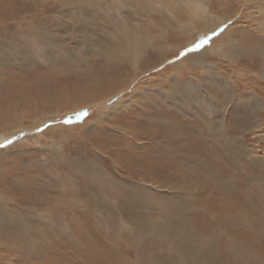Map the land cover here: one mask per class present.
Here are the masks:
<instances>
[{
  "label": "rangeland",
  "instance_id": "rangeland-1",
  "mask_svg": "<svg viewBox=\"0 0 264 264\" xmlns=\"http://www.w3.org/2000/svg\"><path fill=\"white\" fill-rule=\"evenodd\" d=\"M237 1L0 0V133L29 128L0 134V264H264V14Z\"/></svg>",
  "mask_w": 264,
  "mask_h": 264
},
{
  "label": "bare ground",
  "instance_id": "bare-ground-1",
  "mask_svg": "<svg viewBox=\"0 0 264 264\" xmlns=\"http://www.w3.org/2000/svg\"><path fill=\"white\" fill-rule=\"evenodd\" d=\"M205 1V0H204ZM144 2H148V1H144ZM241 6V8H244V10H246L245 12H247V10H254V9H256L257 11H253V12H256V13H261V14H264V0H238L237 1ZM219 4V3H218ZM175 5V4H174ZM204 5V4H203ZM178 6V5H177ZM206 6V5H205ZM180 7H182V6H180ZM253 7V8H252ZM7 9V8H6ZM102 9V8H101ZM106 10V9H105ZM10 11V10H9ZM205 11H206V9H205ZM3 12V10L2 11H0V16H2V13ZM10 12H12V11H10ZM18 12V11H17ZM20 12H21V10H20ZM182 12V11H181ZM204 12V11H203ZM184 13V12H183ZM236 13H238V11L236 10ZM7 14V13H6ZM175 14H176V12H175ZM242 14V13H241ZM245 14V13H244ZM13 15V14H12ZM206 15H208V14H206ZM247 15V14H246ZM25 16V15H24ZM92 16V15H91ZM90 16V17H91ZM14 17V16H13ZM19 17V16H18ZM90 17H89V19H90ZM183 17H184V15H183ZM182 17V18H183ZM243 17H245V16H243ZM263 17H264V15H263ZM230 17H225V18H223V19H221V20H219V22H217V24L214 26V24H212L211 26H208L206 29H204V30H202V31H199L198 33H197V36L198 35H200V34H202V35H210V33L211 32H213V28L214 27H217L218 25H222L221 23H223L224 21H226L227 19H229ZM247 18H248V16H247ZM23 19V18H22ZM87 19V18H86ZM170 19V18H169ZM244 19V18H243ZM249 20H252L251 18H250V16H249V18H248ZM1 20V19H0ZM19 20V19H18ZM76 20V19H75ZM148 20V19H147ZM184 20V19H183ZM199 20V19H198ZM6 21V20H5ZM4 21V22H5ZM81 21V20H80ZM149 21V20H148ZM164 21V20H163ZM173 21V20H172ZM185 21V20H184ZM207 21V19H205V22ZM236 21V20H235ZM247 21V20H246ZM253 21V20H252ZM257 21V20H256ZM7 22V21H6ZM75 22H77V21H75ZM241 22V21H240ZM254 22V21H253ZM78 23V22H77ZM149 23V22H148ZM175 23V22H174ZM203 23V22H202ZM263 24H264V22H263ZM83 25V24H82ZM136 27V25L135 24H130L129 23V26L130 27H128V28H126V29H124V31L121 33V35H123L124 37H127V38H129L130 40H128L129 42H134L136 45H137V41L134 39L133 40V38H130V37H132L131 35H132V33H133V31H134V26ZM258 25V24H257ZM223 26V25H222ZM79 27V26H78ZM174 27V26H173ZM237 27V26H236ZM199 28V27H198ZM205 28V27H204ZM259 28V27H258ZM257 28V29H258ZM216 29L217 28H215V31H216ZM221 29V28H220ZM231 30V26H228L224 31H217V34H216V36L215 37H213V39H210L211 40V42H216V41H218V40H220L227 32H229ZM259 30V29H258ZM87 32H88V30H87ZM204 32H208V33H204ZM152 33H154V32H152ZM260 33V32H259ZM44 35V34H43ZM94 35V34H93ZM205 35V36H206ZM38 36H40V35H38ZM89 36V35H88ZM145 36V35H144ZM197 36H194L188 43H186L185 45H184V47L182 46V47H179L178 48V50L177 51H175V53H173V54H171L170 56H167L165 59H168L169 57H173V56H175V55H177V53L179 52V50L180 49H182V48H185V47H188V46H190V45H192L194 42H195V40H196V38H197ZM135 37V36H134ZM154 37V36H153ZM159 37V36H158ZM231 37V36H230ZM43 38V37H42ZM89 38V37H88ZM40 39V38H39ZM81 39V38H80ZM87 39V38H86ZM154 39V38H153ZM233 39V38H232ZM83 41V40H82ZM142 41V40H141ZM14 42V41H13ZM41 42V41H40ZM88 42H89V40H88ZM161 42V41H160ZM94 44V43H93ZM154 44V43H153ZM211 44V43H210ZM225 44V43H224ZM233 44V43H232ZM52 45V44H51ZM87 45V44H86ZM90 45V44H89ZM183 45V44H182ZM181 46V45H180ZM216 46V45H215ZM229 46V45H228ZM89 47V46H88ZM97 47V46H96ZM116 48V47H115ZM137 48H138V45H137ZM192 48V47H191ZM234 47H232V49H233ZM88 49V48H87ZM99 49V48H98ZM102 49V48H101ZM106 49V48H105ZM119 49V48H118ZM168 49V48H167ZM231 49V48H230ZM231 49V50H232ZM107 50V49H106ZM183 50V49H182ZM210 50H212L210 47H207V46H200V48L199 49H197V50H195V51H193V52H191V54H188V56H189V58H191L194 62H198V58L200 57V55L202 54H204V53H206V52H209ZM63 51H65V49L63 50ZM82 51H84V50H82ZM98 51H100V50H98ZM167 51V50H166ZM172 51H174V50H172ZM238 53V52H237ZM85 54V53H84ZM73 56H74V54H72ZM136 53H134L133 55H130L132 58H129L130 59V63L132 64V65H134L133 66V68H132V74L129 76V79L131 78V80L129 81V84L131 85V83L132 82H134L135 80H136V77L137 76H140V74H142V73H145L147 70H149L150 68H148V69H146V70H143L142 72L139 70L140 68L138 67V65H136V64H138V63H135V60L133 59V57H136ZM168 55V54H167ZM116 57H118V56H116ZM122 57H126V55L124 54ZM180 57V56H179ZM64 59V58H63ZM132 60H134L133 62H132ZM206 62V61H205ZM165 63V62H164ZM163 63V64H164ZM68 64V63H67ZM121 65L123 66V63H120L118 66H120L121 67ZM129 65V64H128ZM169 66V65H168ZM168 66H166V67H168ZM202 66V65H201ZM249 66V64L247 63L244 67H246V70L248 71V70H251L252 68L251 67H248ZM240 68H242V66H239ZM120 71V69L119 68H114V71L113 72H109V73H107V74H110V75H113V76H115L116 74V72H119ZM245 71V70H244ZM99 73H100V71H95V72H93L91 75H94V76H99ZM158 74H160V73H158ZM242 75H244V74H242ZM236 76V75H235ZM245 76V75H244ZM260 76H261V74H260ZM262 76H264V75H262ZM148 78V81H151V78L150 77H146V79ZM168 78V77H167ZM171 78V77H170ZM153 79V78H152ZM160 79V78H159ZM164 80V79H163ZM140 83H142L143 81H139ZM166 82V81H165ZM164 82V83H165ZM121 83V82H120ZM138 83V82H137ZM128 84V85H129ZM141 85L142 84H139L138 83V86L137 87H141ZM96 86H98L97 85V82H95V81H88V83L86 84V83H82V82H79L78 84H76L74 87V91H76V90H79V92L78 93H80L81 91H83V93L84 94H88V93H90V92H94V91H97V90H95V88H96ZM129 87V86H128ZM132 87V86H131ZM134 87V86H133ZM135 88V87H134ZM187 88V87H186ZM94 89V91H92ZM132 92V91H131ZM158 92V91H157ZM148 93V92H147ZM181 94V93H180ZM76 95V94H75ZM174 95V94H173ZM77 96V95H76ZM162 97V96H161ZM169 97H173V96H169ZM115 98V97H114ZM165 98V97H164ZM180 98V97H179ZM170 99V98H169ZM168 99V100H169ZM14 98H11V100H9L8 98H6V97H2L1 95H0V108H2V109H0V110H6V112L7 113H9V111H11V109L14 107ZM185 100V99H184ZM200 100V99H199ZM42 102V100H40V103ZM115 102H118V101H115ZM45 103V102H44ZM92 103H97L96 102V100H91V101H89V102H87V103H85V104H83V105H81V106H87V105H89V104H92ZM5 105V106H4ZM119 105V104H118ZM206 105V104H205ZM8 107H12V108H9L8 109ZM111 109V108H110ZM201 109V108H200ZM104 110V109H103ZM230 110H232V109H230ZM112 112V111H111ZM98 114L97 115H102V112L100 111V112H97ZM104 113V112H103ZM107 113H110V112H107ZM106 113V114H107ZM230 113V112H229ZM231 114V113H230ZM48 115V114H47ZM109 115V114H108ZM126 115V114H125ZM47 117V116H46ZM57 117V116H56ZM228 119V118H227ZM95 120H97V119H95ZM43 121H45V120H43ZM76 122V121H75ZM10 125V124H9ZM9 125H7V126H9ZM6 126V127H7ZM27 129H29L28 127H25V126H21V125H19V126H14V127H11V128H9V129H7V130H5V131H2L0 134H2L4 137L5 136H12V135H15V134H17V133H19V132H22V130H27ZM31 131V130H30ZM109 134V133H108ZM14 139V138H13ZM186 169V168H185ZM184 169V170H185ZM191 172V171H190ZM177 183V182H176ZM260 194V193H259ZM132 195V194H131ZM167 200V199H166ZM48 203V202H47ZM46 205H48V204H46ZM59 210V209H58ZM88 214H90V213H88ZM94 215V214H93ZM59 217V216H58ZM71 217V216H70ZM52 219V218H51ZM76 222V221H75ZM5 225V224H4ZM14 227V226H13ZM32 228V227H31ZM108 234V233H107ZM22 236V235H21ZM52 237V236H51Z\"/></svg>",
  "mask_w": 264,
  "mask_h": 264
},
{
  "label": "snow or ice",
  "instance_id": "snow-or-ice-1",
  "mask_svg": "<svg viewBox=\"0 0 264 264\" xmlns=\"http://www.w3.org/2000/svg\"><path fill=\"white\" fill-rule=\"evenodd\" d=\"M217 34V32H213L212 33V35H216ZM207 37H204L195 47H200V46H202L203 44H205V43H207ZM191 50H193V49H186L185 51H191ZM184 53L182 52L181 53V55H183ZM83 114H85L86 115V112L85 113H83ZM9 143H11V141H9V140H5L4 142H3V144H0V147H3V146H5V145H7V144H9Z\"/></svg>",
  "mask_w": 264,
  "mask_h": 264
}]
</instances>
